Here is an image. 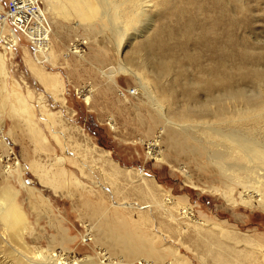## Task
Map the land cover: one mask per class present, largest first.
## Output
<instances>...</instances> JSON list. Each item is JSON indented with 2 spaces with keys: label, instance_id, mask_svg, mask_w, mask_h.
I'll list each match as a JSON object with an SVG mask.
<instances>
[{
  "label": "rangeland",
  "instance_id": "374dc122",
  "mask_svg": "<svg viewBox=\"0 0 264 264\" xmlns=\"http://www.w3.org/2000/svg\"><path fill=\"white\" fill-rule=\"evenodd\" d=\"M245 1L253 9L248 15L252 19L235 33L248 45L260 46L264 0ZM42 2L52 33L41 59L20 33L9 50L0 41V203L10 202L16 216L11 238L4 236L0 244L19 258L0 250V264L5 255L4 264L38 261L42 250L69 259L89 256L102 264H178L177 259L203 264L188 238L196 232L179 217L186 209L194 220L204 222L201 227L256 239L264 249V210L250 198L242 178L215 166L210 155L226 143L201 129L245 134L259 143H264V133L248 135L209 116L182 125L166 122L153 104V94L166 99L163 111H188V96L178 88L167 94L157 91L150 75L149 89L144 70L125 60L152 23H159L155 14L166 5L148 8L127 28L125 40H130L117 49L113 28L121 27L119 21L110 25L107 17L77 0ZM214 10L207 15L216 14ZM198 17L206 21L204 14ZM194 41L177 57L195 53ZM208 56L204 54V63ZM40 71L55 75L59 83L46 85ZM167 80L161 82L165 88ZM242 87L248 93L253 90ZM250 176L251 188L264 191L255 184L256 174ZM241 195L249 196L248 204Z\"/></svg>",
  "mask_w": 264,
  "mask_h": 264
},
{
  "label": "bare ground",
  "instance_id": "6f19581e",
  "mask_svg": "<svg viewBox=\"0 0 264 264\" xmlns=\"http://www.w3.org/2000/svg\"><path fill=\"white\" fill-rule=\"evenodd\" d=\"M77 2L83 7L95 8L99 16L108 18L107 23L110 25L120 22L121 27L117 25L112 27L115 39L118 41L117 49L130 40V38L125 40L127 28L138 21L148 8L153 7L157 10L163 2L166 9L161 12L157 10L155 14L159 23L156 26L152 23L141 40L135 43L136 47H133V51L130 50V55L125 57L126 61L137 64L139 69L144 70V85L149 89H151L148 79L150 75L156 83L157 91L167 94L178 88L177 90L188 96L187 102L190 106L188 111H169V108L163 111L166 99H159L153 94L155 98L152 97L153 104L159 107L161 116L166 122L179 125L187 120L193 121L209 116L216 124L241 128L249 133L248 135L264 133V44L248 45L235 33L237 26L252 19L248 16L253 11L250 3H246L245 0H231L229 3L225 0H77ZM212 9L216 10H214L216 14L207 15ZM200 14L206 17L205 22L199 20ZM234 14L243 15L242 18H237ZM220 26L223 31L221 35L217 33ZM193 40H195L193 42L195 53L178 58L179 50ZM48 46L46 44L41 48L48 50ZM207 52L209 62L204 63L202 58ZM185 63L190 65L192 72H189L190 68L185 67ZM2 71L3 57H0V73ZM38 76L46 85L54 87L59 83L56 81L57 77L51 73L40 71ZM164 79H168L167 88L164 87L165 83H162L164 86L161 84ZM243 85H249L253 90L248 93L243 89ZM60 90L59 88L58 91ZM200 93L205 97L200 98ZM220 130L208 127L201 129L203 133L226 143L223 149L211 153V159L222 173L242 178L244 188L247 192H251V195L248 194L250 198L254 197L258 201V206L264 210V191L259 188L255 190L249 185L250 175L256 174L255 184H260L264 188V143H259L245 134H229ZM180 132L187 134L188 131L182 128ZM253 161H257V164ZM256 168L261 169L262 172L257 173ZM109 170L118 172L116 168ZM137 190L140 188L138 187ZM249 196L241 195V201L248 204ZM166 199L171 201L169 198ZM141 213L147 215L144 209ZM15 217L11 203L1 202L0 241L4 240V236L10 237L12 221ZM179 217L188 220L196 232L188 238H192L196 249L198 247V254L203 264H264V249L259 247L263 244L256 239L243 238L233 233L210 231L201 227L204 226V222L194 220L191 211L187 209L181 211ZM222 238L232 240L231 243L242 240L243 247H237L234 243L226 244ZM0 247L4 253L19 261V258L3 243ZM170 251L172 252V249L168 248L169 254ZM37 253L40 260L28 259L30 264L101 263L89 256L69 259L53 251L42 250ZM5 256L1 264L5 263L4 260L7 259ZM181 262L182 260L177 259L178 264H182Z\"/></svg>",
  "mask_w": 264,
  "mask_h": 264
},
{
  "label": "built area",
  "instance_id": "2783aa9c",
  "mask_svg": "<svg viewBox=\"0 0 264 264\" xmlns=\"http://www.w3.org/2000/svg\"><path fill=\"white\" fill-rule=\"evenodd\" d=\"M16 33L29 39L34 53L50 42L52 27L42 0H0V41L5 50L15 44Z\"/></svg>",
  "mask_w": 264,
  "mask_h": 264
},
{
  "label": "water",
  "instance_id": "95a60500",
  "mask_svg": "<svg viewBox=\"0 0 264 264\" xmlns=\"http://www.w3.org/2000/svg\"><path fill=\"white\" fill-rule=\"evenodd\" d=\"M35 54H36L37 56H38V54H39V55H40V57H39V58L41 59V54H42V53H41V51H40V50H37V51H35Z\"/></svg>",
  "mask_w": 264,
  "mask_h": 264
}]
</instances>
